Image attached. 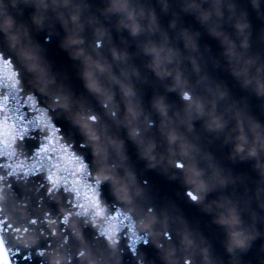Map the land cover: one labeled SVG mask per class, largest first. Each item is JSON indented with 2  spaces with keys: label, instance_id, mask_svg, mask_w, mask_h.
I'll use <instances>...</instances> for the list:
<instances>
[{
  "label": "clouds",
  "instance_id": "obj_1",
  "mask_svg": "<svg viewBox=\"0 0 264 264\" xmlns=\"http://www.w3.org/2000/svg\"><path fill=\"white\" fill-rule=\"evenodd\" d=\"M17 4L18 0H0V30L17 53L13 57L0 52V60L13 69L11 77L0 76V264H126L129 254L133 264H156L141 249L152 243L162 250L167 264H200L197 251L202 264H215L207 245L186 229H177L179 245L172 242V217L145 203L147 181L141 183L125 163L122 142L115 137L106 140L97 127L100 115L58 82L39 46L17 23L11 10ZM102 45L98 40L97 46ZM108 70L97 64L92 75L99 81V73ZM88 73L86 66V78ZM122 74L129 77L131 72L122 69ZM113 78L125 96L134 95L126 79L115 74ZM87 86L104 94L103 86ZM184 95L193 98L190 89ZM103 102L112 108L108 98ZM112 115L119 113L112 109ZM60 117L84 137L81 146L91 145L93 161L78 151L75 131H66ZM154 149L152 144L145 155L155 163ZM173 163L188 167L183 158ZM105 182L110 183L112 200L105 195ZM188 182L194 199H206L210 188L202 176ZM256 196L264 207V185ZM220 222L229 226L228 250L237 264L238 250H247L259 232L244 224L236 205L221 213Z\"/></svg>",
  "mask_w": 264,
  "mask_h": 264
},
{
  "label": "water",
  "instance_id": "obj_2",
  "mask_svg": "<svg viewBox=\"0 0 264 264\" xmlns=\"http://www.w3.org/2000/svg\"><path fill=\"white\" fill-rule=\"evenodd\" d=\"M49 1H51V0H49ZM208 10V9H207ZM40 15V14H39ZM45 15H48V16H50L49 14H45ZM41 16V15H40ZM218 50V46H217V44H214V51H217ZM254 61H255V59L252 61V63H254ZM263 62H264V60H263ZM252 63H250V65H253V68H254V72H255V75H257V77H258V71H259V66L261 65V67H263L264 66V64H260V65H258L257 63H255V64H252ZM56 72H55V75H56V77H57V79H59V80H63V79H65L66 78V74H65V71H64V68H63V65L61 64V65H58V66H56ZM260 77V76H259ZM207 78H208V80L210 81L211 80V77H210V74H208L207 75ZM214 78H216V76L215 75H213V77H212V79H214ZM261 78H262V76H261ZM66 80H68V78H66Z\"/></svg>",
  "mask_w": 264,
  "mask_h": 264
}]
</instances>
